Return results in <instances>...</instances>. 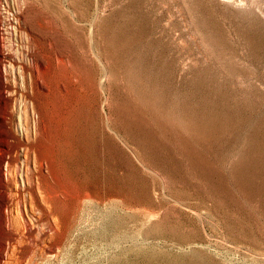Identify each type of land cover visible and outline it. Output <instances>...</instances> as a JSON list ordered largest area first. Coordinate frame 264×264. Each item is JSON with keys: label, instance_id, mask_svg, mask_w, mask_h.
<instances>
[{"label": "rangeland", "instance_id": "rangeland-1", "mask_svg": "<svg viewBox=\"0 0 264 264\" xmlns=\"http://www.w3.org/2000/svg\"><path fill=\"white\" fill-rule=\"evenodd\" d=\"M233 1L0 0V264H264V0Z\"/></svg>", "mask_w": 264, "mask_h": 264}, {"label": "bare ground", "instance_id": "bare-ground-1", "mask_svg": "<svg viewBox=\"0 0 264 264\" xmlns=\"http://www.w3.org/2000/svg\"><path fill=\"white\" fill-rule=\"evenodd\" d=\"M225 2H226V3H229V4H231V5H236L235 2H234L233 0H225ZM241 4H242V2H241ZM237 6H238V5H237ZM243 6H245V5H243ZM243 6L241 5V7H243ZM13 22H14V21H13ZM13 22L11 23L12 27H13ZM3 111H4L3 116H4L5 114H7V113L10 112V107H9L8 102H5V104L3 105ZM67 254H69V255H68V258H71V257H70V253H67ZM176 258H177V257H176ZM169 260H170V259H169ZM47 264H51V260H48ZM111 264H134V263H133V261H131L130 259H128V260H122V259H119L118 257H117V258L114 257L113 260H112V262H111Z\"/></svg>", "mask_w": 264, "mask_h": 264}]
</instances>
